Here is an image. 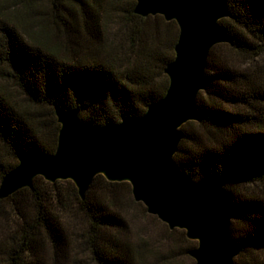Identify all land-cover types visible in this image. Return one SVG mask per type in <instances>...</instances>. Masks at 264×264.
I'll list each match as a JSON object with an SVG mask.
<instances>
[{
	"label": "trees",
	"instance_id": "obj_1",
	"mask_svg": "<svg viewBox=\"0 0 264 264\" xmlns=\"http://www.w3.org/2000/svg\"><path fill=\"white\" fill-rule=\"evenodd\" d=\"M136 3L0 2V143L14 159L6 164L0 153V186L19 155L55 154L61 128L55 105L79 109L82 121L102 127L142 116L166 95L178 24L139 16ZM228 9L221 25L232 42L210 53L200 121L182 127L174 160L194 181L229 178L231 240L242 248L234 264H264V190L248 189L264 185V0H228ZM220 48L230 54L218 55ZM125 187L131 192L130 183L99 175L81 199L72 181L38 177L33 188L0 199V217L9 223L0 231V264H47L49 252L52 264H63L73 246L92 264H137L139 251L120 238ZM76 218L87 228L74 243L69 225Z\"/></svg>",
	"mask_w": 264,
	"mask_h": 264
},
{
	"label": "water",
	"instance_id": "obj_2",
	"mask_svg": "<svg viewBox=\"0 0 264 264\" xmlns=\"http://www.w3.org/2000/svg\"><path fill=\"white\" fill-rule=\"evenodd\" d=\"M135 13L176 21L179 38L175 59L165 73L166 95L142 116H127L119 124L94 127L80 110L55 105L60 124L54 155L27 157L3 179L0 199H6L43 177L50 183L72 181L85 199L95 178L128 182L136 202L171 230L186 231L198 242L189 255L196 264H234L242 248L231 240L235 216L226 190L229 178L194 181L174 157L184 139L182 127L200 121L198 96L207 89L206 68L212 49L232 39L221 21L231 17L228 0H136Z\"/></svg>",
	"mask_w": 264,
	"mask_h": 264
},
{
	"label": "rangeland",
	"instance_id": "obj_3",
	"mask_svg": "<svg viewBox=\"0 0 264 264\" xmlns=\"http://www.w3.org/2000/svg\"><path fill=\"white\" fill-rule=\"evenodd\" d=\"M2 0H0L1 2ZM129 5L133 0H126ZM135 1V0H134ZM155 17V16H149ZM178 26V25H177ZM113 31H120L119 24H113ZM174 32L179 33V26L173 28ZM227 44V43H226ZM224 45V44H219ZM218 46V45H217ZM216 47V46H215ZM218 55L228 56V49L220 48L216 52ZM264 61V56L259 58V62ZM16 98L20 102H25L23 94L18 87L10 85ZM0 153L4 156L6 164H13L14 159L8 151L0 143ZM250 190H264V185H254L248 188ZM125 202L122 205L123 213L126 216L127 228L121 234V239L129 241L139 251L137 264H196V261L189 255V250L198 247V242L188 239L186 231L182 229L171 230L170 227L162 222L157 216L148 213L146 206L143 203L136 202L130 189L123 188ZM7 205V211H10ZM9 223L6 217H0V231L5 233ZM14 227V225H12ZM70 232L73 235L74 243H77L86 231L87 225L84 219L76 218L69 225ZM9 229V228H8ZM49 252L47 255V264H52V257ZM63 264H92L78 247H74L64 258Z\"/></svg>",
	"mask_w": 264,
	"mask_h": 264
}]
</instances>
